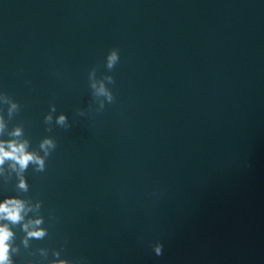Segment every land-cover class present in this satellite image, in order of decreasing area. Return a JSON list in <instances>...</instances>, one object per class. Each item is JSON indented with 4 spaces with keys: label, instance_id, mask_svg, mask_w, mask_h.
I'll return each mask as SVG.
<instances>
[{
    "label": "water",
    "instance_id": "95a60500",
    "mask_svg": "<svg viewBox=\"0 0 264 264\" xmlns=\"http://www.w3.org/2000/svg\"><path fill=\"white\" fill-rule=\"evenodd\" d=\"M0 148L5 264H264V0H0Z\"/></svg>",
    "mask_w": 264,
    "mask_h": 264
},
{
    "label": "clouds",
    "instance_id": "9594fccd",
    "mask_svg": "<svg viewBox=\"0 0 264 264\" xmlns=\"http://www.w3.org/2000/svg\"><path fill=\"white\" fill-rule=\"evenodd\" d=\"M63 119V118H62ZM14 151H22L23 149H15V146H13ZM0 153H2V156H0V162H2V159L4 157H11L13 156V152H4L3 148H0ZM31 159V156L25 155L23 159L21 160L22 165H26L28 160ZM12 201L5 202V204L0 205V213H4L7 215L9 219H11L13 222L18 221L20 217V211L22 209V205H16L15 207H10L12 204ZM11 236V232L6 227H0V264H5L8 258V244L6 243L8 239ZM157 252H160V249L157 248Z\"/></svg>",
    "mask_w": 264,
    "mask_h": 264
}]
</instances>
